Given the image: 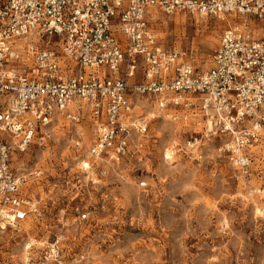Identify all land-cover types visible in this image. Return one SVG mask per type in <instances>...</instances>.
<instances>
[{"label": "built area", "instance_id": "2783aa9c", "mask_svg": "<svg viewBox=\"0 0 264 264\" xmlns=\"http://www.w3.org/2000/svg\"><path fill=\"white\" fill-rule=\"evenodd\" d=\"M156 13L225 22L208 70L159 46L150 28ZM132 96L173 121L200 118L209 136L185 148L217 138L238 181L264 180V167L253 169L264 151V0H0V224L41 218L21 193L14 153L47 139L60 117L88 122V156L118 164L147 130L133 117ZM104 176L99 168L92 184ZM250 190L264 196L262 185ZM2 251L0 264H12ZM24 253L21 264H64L59 239L39 259L33 245Z\"/></svg>", "mask_w": 264, "mask_h": 264}, {"label": "rangeland", "instance_id": "374dc122", "mask_svg": "<svg viewBox=\"0 0 264 264\" xmlns=\"http://www.w3.org/2000/svg\"><path fill=\"white\" fill-rule=\"evenodd\" d=\"M154 15L150 28L161 46L199 71L210 68L225 22ZM131 99L133 117L147 130L118 164L88 156L86 121L61 119L43 142L14 153L11 167L25 179L21 193L37 203L41 218L6 226L2 256L21 264L33 245L39 259L59 239L64 264H264V196L250 193L264 180L238 181L217 138L185 148L208 133L200 118L173 121L149 99ZM263 153L253 169L264 167ZM99 168L105 176L93 185Z\"/></svg>", "mask_w": 264, "mask_h": 264}, {"label": "bare ground", "instance_id": "6f19581e", "mask_svg": "<svg viewBox=\"0 0 264 264\" xmlns=\"http://www.w3.org/2000/svg\"><path fill=\"white\" fill-rule=\"evenodd\" d=\"M153 18L157 19V15H153ZM157 20H158V19H157ZM154 108H155V107H154ZM59 120H61L60 117L57 118V121H59ZM205 126H206V125H205ZM206 130H207V132L209 131V129L207 128V126H206ZM205 135H206L207 137L209 136L208 133H206ZM167 155H168V154H167ZM15 228H16V227H15ZM6 229H7L6 225H4V224L1 223V224H0V234L3 233V231L6 230ZM15 231H16V230H15ZM26 248H27V247H26ZM26 248H25V249H26ZM25 249H24V250H25ZM24 257H25V256H24ZM24 259H25V258H24Z\"/></svg>", "mask_w": 264, "mask_h": 264}, {"label": "crops", "instance_id": "0c3cea01", "mask_svg": "<svg viewBox=\"0 0 264 264\" xmlns=\"http://www.w3.org/2000/svg\"><path fill=\"white\" fill-rule=\"evenodd\" d=\"M159 46L161 47V48H164L163 46H161L160 44H159ZM165 49V48H164Z\"/></svg>", "mask_w": 264, "mask_h": 264}]
</instances>
